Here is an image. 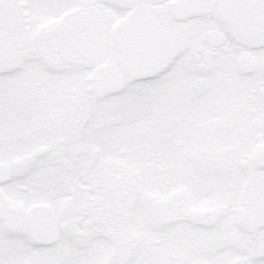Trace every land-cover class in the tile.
I'll use <instances>...</instances> for the list:
<instances>
[{
  "label": "snow or ice",
  "instance_id": "obj_1",
  "mask_svg": "<svg viewBox=\"0 0 264 264\" xmlns=\"http://www.w3.org/2000/svg\"><path fill=\"white\" fill-rule=\"evenodd\" d=\"M0 264H264V0H0Z\"/></svg>",
  "mask_w": 264,
  "mask_h": 264
}]
</instances>
